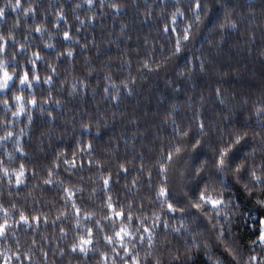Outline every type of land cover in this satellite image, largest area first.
I'll list each match as a JSON object with an SVG mask.
<instances>
[{"label": "trees", "instance_id": "1", "mask_svg": "<svg viewBox=\"0 0 264 264\" xmlns=\"http://www.w3.org/2000/svg\"><path fill=\"white\" fill-rule=\"evenodd\" d=\"M204 2L208 7L202 22L193 27L190 40L182 41V50L176 55L172 50L191 16L187 12L190 0H103V4L93 0L92 6L86 0H21L23 8L8 10L7 20H0V34L6 35L11 28L15 41H4L6 51L0 52L7 59L9 72L35 67L40 77V81H32V88L21 86L14 78L8 90L0 91V100L9 101L7 106L0 103V168L9 172L8 176L0 172V223L7 219L9 226L7 234L0 237V264H97L98 260L120 264V258L126 257L120 243L104 240L105 233L111 234L110 222L101 221V227L108 225L105 232L94 228V221L107 211L101 174H110L109 195L117 210L122 206L127 213L131 204L134 215L151 217L159 203L149 202V197L155 200V190L146 183L148 172L155 184L156 161L170 145H184L169 169V186L175 196L185 184L180 171L193 169L198 163V153L191 148L195 139H201L203 145L199 147L200 160L211 157L207 145L209 141L219 144L221 133L228 140L232 131L248 132L242 141L245 146H236L241 157L252 146L259 147V137L253 140V134L264 129V116L256 113V107L264 102V0ZM4 4L5 0H0V7ZM112 4L117 7H110ZM173 5L185 12L175 24L170 22ZM29 6L33 11L26 15L23 9ZM17 20L19 27H13ZM230 22L235 28L228 26ZM166 24L176 32H164ZM37 26L42 32L34 31ZM65 30L70 34L68 40L63 38ZM46 43L54 49L45 47ZM68 49L71 57L66 56ZM34 52L42 57L35 65L28 62L34 59ZM46 76L52 77L50 84L43 83ZM217 89L221 95L216 94ZM13 93L46 102L27 104L24 113L14 117L18 103L11 99ZM113 95L117 98L112 99ZM81 122L90 124V133L81 135ZM201 122L208 126V136H200ZM189 126L188 137L176 135L177 127L188 130ZM78 140L83 151L77 147ZM73 150L78 153L76 168L66 171L68 166L61 162L54 169L53 183L44 184L56 154L62 152L72 159ZM259 161L257 152L255 162ZM21 164L25 175L18 186L13 170ZM134 178H138L137 183L129 192L125 186H131ZM198 182L187 187L191 190ZM231 182L229 195L236 197L242 216L234 227L235 252L230 254L219 244L212 251L224 264H246L250 256L256 257L251 264H261L264 248L250 241L257 239L256 221L264 219V208L256 204L257 194L249 195L234 177ZM64 187L75 193L72 200L66 201ZM73 202L81 209L79 216L72 209ZM21 212L29 217V223H18ZM86 213H93L92 219ZM120 223L116 221L117 227ZM151 224L149 219L145 226ZM197 224L203 227L209 221L200 216ZM87 228L96 234L84 257L72 253L70 247L78 237L87 235ZM129 239L125 237V244ZM179 243L174 241L172 246ZM135 244V249L127 246L130 252H138L141 264H145L148 246L138 240ZM101 253L106 254V262ZM191 264L210 261L201 250Z\"/></svg>", "mask_w": 264, "mask_h": 264}, {"label": "snow or ice", "instance_id": "2", "mask_svg": "<svg viewBox=\"0 0 264 264\" xmlns=\"http://www.w3.org/2000/svg\"><path fill=\"white\" fill-rule=\"evenodd\" d=\"M89 6H92L93 0H86ZM101 4H103V0H101ZM110 7H117V5L112 4ZM175 7V11L171 13V23L175 24L177 17H184L185 12L181 11L179 7ZM208 5L204 2V0H190L187 12L191 13V16L188 19V23H186L180 35L175 40L174 49L172 50V55H176L182 50V41H188L192 35L193 27H199V24L202 22V13H206ZM23 8L21 0H5V4L3 7H0V20H7V12L8 10L16 11L17 9ZM23 11L25 14L32 13L33 9L31 6L28 8H24ZM227 16V13H226ZM19 20L14 22L13 27H19ZM231 28H235L234 23H229L228 25ZM223 27V25H221ZM42 27L37 26L34 28L35 32H42ZM164 32H176V28L172 27L169 29L167 24L165 25ZM26 38V37H25ZM64 40H68L70 38V34L67 30L63 31ZM12 39L15 44L13 38V30L10 28L7 30L6 35L0 34V52H5L6 47L3 43L4 41ZM24 46L21 45V48ZM45 47L49 49H54V45L45 44ZM65 53H59L58 55H64ZM67 57L72 56L71 49H68L66 52ZM32 60H29V63L35 65V61L42 59L40 53L34 52ZM144 67H148V64L145 63ZM49 68H52L51 64H48ZM201 69L203 70V65H201ZM54 70V69H53ZM18 79L19 84L21 86H26L27 88H32L34 85L32 81H40V77L35 72V67L30 69L27 72H16L13 69V72L10 73L8 70V66L6 64L0 63V91L8 90L9 83L13 80ZM52 81L51 76H46L43 80V83L50 84ZM75 90V86H73V91ZM107 91V89L105 90ZM217 95H221V90L217 89ZM117 96L113 95L112 99H116ZM11 99L18 103V107L15 111L12 112V115L15 117L19 114L24 113L27 104L36 105L38 102L40 104L45 103L43 99L37 101L34 96L29 98L22 97L20 95L12 94ZM21 101H25V103H20ZM9 103L8 100L3 101V104L7 106ZM57 104L60 101H56ZM221 104L224 103V100L221 99ZM244 103H247L245 101ZM41 112H44V109H40ZM256 113L258 116H264V102H261V105L256 107ZM49 116H52V113H48ZM31 121L32 117H28ZM82 133H90L91 127L89 123L82 122L81 123ZM191 130V126H189L188 130L181 129L177 127L175 129L176 135L180 137H188L189 131ZM198 130L201 137H205L209 135L208 126L201 122L198 124ZM9 136L12 135L11 132L8 133ZM248 136L247 131H232L230 133V138L228 140L223 139V134L221 133V142L219 144H214L209 141L207 147L212 153L211 157H205V159H199V147H202L201 139H195V142L191 144V148L193 151L197 152L196 160L198 161L197 165L193 168V173L195 176L199 177V182L195 185L190 192L184 193V199L181 200L177 198V196L173 195L169 186V169L172 165V162L184 151V145L172 144L169 146L168 150L160 156V158L156 161L157 179L155 184L152 182V173L148 172V181L146 182L149 189L155 190V200H152L149 197L150 203H159V208L154 210L151 214V217L139 215H134L132 211L131 204L128 205L127 213L124 212L123 207L120 206V210H117V207L114 206L112 196L109 195L111 191L110 188V174L103 175L101 174L100 180L102 181L101 187L105 189L104 191V199L103 206L107 209V211L103 214L100 219H96L94 221V228L99 232H105V228L108 227L105 224L101 227V221H108L112 225L111 234L105 233L104 240L107 244H115L120 243V246L123 252L126 254V257L120 258V264H141L139 259L138 252H130L127 244H131L132 248H136L135 241H139L141 245L147 244V249H145V264H161L159 257H154L151 261L148 260V257H153L152 249L156 247L157 241L162 246L167 247L171 241L169 239V232L172 233H181L188 229V225L185 223L183 217L186 215L185 209L189 208L192 211V215L194 219H199L200 216L205 217L209 223H212L213 220L220 217L222 210L224 211L225 218L231 214L229 209L233 208L230 202L227 201L226 190L224 189V182L220 179L221 174L224 172L225 168H231L232 177L235 178L237 184L243 185V188L249 195L257 194L258 198L256 200V204L261 208H264V129L260 133L253 134V140L259 137V147L252 146L250 152H246L243 157L239 154V149L236 146L244 147L242 145V141L245 140V137ZM77 147L82 151L84 150V145L82 141H77ZM92 145H87V149L90 151ZM257 152L260 153V161L259 164L255 162V157ZM72 159L65 158L64 153L59 152L56 154L55 158L52 160L51 164L47 170V178L44 179L43 183L48 185L53 183V177L56 175L54 169L60 167V163L62 162L64 165H67L68 168L65 170L76 168V159L75 157L78 153L73 150ZM251 161V163H249ZM91 157H89V163L91 164ZM99 162L97 161V164ZM121 169L127 171L124 168V165H120ZM143 168V166H142ZM215 168L216 172L213 175L211 171L207 178L204 177V172L206 169ZM0 172H2L5 176L9 175V172L6 168H0ZM13 174L15 175V183L19 186L22 183L23 177L25 175V166L21 164L19 169L13 170ZM181 179L184 177V171L181 170L179 173ZM138 178L133 179V183L131 186L126 185L128 191H132V187L136 185ZM231 186L233 187L232 182L230 181ZM63 191L68 193L65 197L67 200H72L75 193L68 187H64ZM78 191H83V189H78ZM95 192V189H93ZM229 195V193H228ZM91 198V197H89ZM143 203L141 204V208H143ZM72 209L75 212L76 216H79L81 213V209L77 207V205L73 202ZM0 210H3V206H0ZM195 210V211H193ZM179 213L181 219H179L176 223H173V220L176 219V215ZM5 217H7L8 212L4 210ZM199 214V215H198ZM88 219H92L93 213H86ZM250 215V214H249ZM264 215V213H261ZM32 220H38V217H32ZM151 219L152 224L150 226H145L147 221ZM119 220L121 223L117 227L116 221ZM138 221L139 223H135ZM257 224L259 225L257 239L250 241L253 245H258L261 248H264V219H258ZM18 223L27 224L29 223V217L25 216L22 212L20 213V218ZM79 223V221H77ZM7 219L4 220L3 223H0V237H4L7 234L8 229ZM134 228V230H132ZM161 228L160 232H157L156 229ZM63 231V229H61ZM86 236H80L78 239L71 244L70 250L72 253H79L80 255L87 257L90 245H94V236L95 231L93 228L86 229ZM144 234H147L145 237ZM125 237L130 238L125 244ZM225 237L224 243L227 242V233L221 230L218 233L217 238ZM227 251L230 254L235 252V249L231 244H228ZM113 252H115V248H113ZM63 255V251L61 252ZM118 255V254H117ZM104 261L106 262L107 256L104 253H101ZM235 258V257H234ZM9 258L5 256V260L7 261ZM180 257L175 255L172 257V261L170 264H173L174 261L179 260ZM256 257L250 256L248 258V262L246 264H251V261H254ZM210 264H214L212 258H209ZM97 264H102V261H97ZM239 264V262H238ZM261 264H264V259L261 260Z\"/></svg>", "mask_w": 264, "mask_h": 264}, {"label": "clouds", "instance_id": "3", "mask_svg": "<svg viewBox=\"0 0 264 264\" xmlns=\"http://www.w3.org/2000/svg\"><path fill=\"white\" fill-rule=\"evenodd\" d=\"M0 63L6 64L7 59L3 56H0ZM3 101L5 100H0V103H3ZM173 167L174 165H171L170 169ZM182 170L184 171L183 178L185 179V184L179 189L176 195L184 197V193L190 192V189L187 187L188 183L200 178L194 175L193 169L184 167ZM209 171H211V173L214 175L216 169H206L204 172V177L207 178ZM232 178L231 168H225L220 179L224 182V189L226 190L227 196L226 202H230V204L234 206L233 208L229 209L231 214L228 216V218H225L224 211L222 210L220 217L213 220L212 223L201 227L199 224H197L198 219L193 218L192 211L189 208H186V215L183 217V219L188 225V229L181 233L169 232V239L171 243L165 247L162 246L159 241H157L156 247L152 249L153 256L159 257L161 264H170L172 257L175 255L180 257L179 260L175 261L178 262V264H191V261L194 259V254L201 250H203L208 255V258H212L214 264H224L223 260L215 256L212 249L217 247V244L223 245L225 249L227 248L228 244H231L233 247L235 236L234 227L238 226L240 220L242 219L240 205L236 203V197L228 195L232 189L230 184ZM179 219H181L180 216L176 217L173 223H176ZM221 230L227 233V244L224 243L225 237H221L220 239L217 238L218 233ZM174 241L182 243H179V246H172ZM240 264H242V261Z\"/></svg>", "mask_w": 264, "mask_h": 264}]
</instances>
